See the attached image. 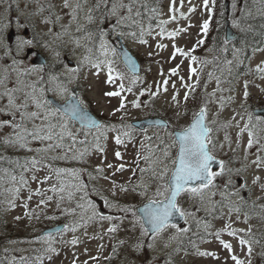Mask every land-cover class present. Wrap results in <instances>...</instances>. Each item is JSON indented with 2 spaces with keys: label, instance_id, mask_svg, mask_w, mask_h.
<instances>
[{
  "label": "rangeland",
  "instance_id": "obj_1",
  "mask_svg": "<svg viewBox=\"0 0 264 264\" xmlns=\"http://www.w3.org/2000/svg\"><path fill=\"white\" fill-rule=\"evenodd\" d=\"M217 1L222 0H214V3L210 0L209 8L212 10L211 13L204 8L203 0H183V6H181V0H175L174 12L170 10L173 7V0H162L161 7L157 9V13L151 21L148 19L150 13H145L141 19V24L145 29V35L142 38L147 43H140L139 35L137 38L128 35L122 37L124 43L141 62L142 69L138 75H133L125 67L121 60V54L113 42V39L117 38V35L112 33L114 20L100 25L104 31L110 33L106 39L116 49L117 54L114 57L116 61L115 67L119 72L125 74L123 83L126 88L131 87L132 91L121 93L124 98L125 108L120 112H115L120 107L121 97H107L104 93L118 90L117 86L105 83V72H101L99 77H97L93 74L95 70L90 66L87 64L82 66L75 81L68 85L70 94L72 93L71 87L77 85L79 87V98L85 102V105L102 117L106 121L105 125H115L116 130H100L103 134L100 141L103 151L100 152L95 148L94 137L98 133L93 129L92 133L88 135V140L92 141V144L89 145L90 150L84 161H57L56 166L80 169V182L87 186L88 200L94 203L100 215L113 217V219L100 220L97 217L90 220L89 217L93 214L91 208H87L86 205L87 210L85 211L76 207L77 203L83 202L80 201L79 194L72 201L65 200L61 204L60 209L56 207V198L49 201L46 207L41 205L38 208L37 204L42 197L33 196L31 200H28L29 192L25 189L19 193V198L15 200L16 206L10 207L7 201L12 198V195L4 191L10 185L5 183L0 187V248L7 251V255L12 262L13 258L18 262L20 257L23 256L29 258V264H37L35 256L39 253L34 250L44 247L38 238L42 235H47L43 234L45 229L62 224L76 226V231L73 233L60 230L62 235L59 236L55 235L57 232L51 233L57 241L53 245L57 250V254H52L50 260L45 256L42 264H72L74 254L77 258V264H84L85 261H87V264H234L231 260V255L233 254L247 262L248 257L245 256L246 248L241 251L237 239L227 234L225 226L228 223H231L235 229H247L251 226L254 234H263L262 232H264V209L259 207L264 205V191L261 190V184H264V168H257L251 164V161L255 160L257 155L264 156V151L258 152L257 148L259 145H256L248 149L246 153L248 133L245 132L242 137H238L239 128L235 126L238 122L240 127H243L247 122V115L241 109L242 104L253 114V117L258 116L255 114V108L264 106V78H261V75L256 71L258 66L264 67V41L262 46L259 47L260 51L251 53L249 70L245 69V71L237 72L240 66H235L236 71L231 69V75H229L228 69L232 67L226 61L232 60L234 56L229 57V59H225L227 57L225 56V63L219 64L216 58L217 52H208L210 38L215 32V28L212 25L215 21V3ZM244 1L230 0L229 18L232 21V25H234V22L238 24L237 27L233 26L238 31L240 28L237 17ZM52 2L57 5L56 11L60 12L59 5L62 0H52ZM94 3L95 0H89V4ZM148 3L150 6V0H148ZM233 3L236 5L235 8H233ZM256 4L253 12L259 13L258 10L264 8V5ZM36 7L35 3H29L28 0H4L3 3H0V17L8 15L13 24H15L17 18L22 22H27L31 19L32 23L28 24V27L24 30V35H35L37 41H51L53 37L45 36L44 33L47 32L48 27L53 26H44L40 23L39 17L32 16ZM193 7L195 11H190V8ZM5 9L8 10L7 13ZM181 13H183V18ZM44 15H47V12ZM96 15L99 23L100 14L97 13ZM173 15H175L176 19L164 25L166 32L178 29H184V31H180L175 38H168L166 34L161 37L158 34L160 28L157 25L161 20L169 21ZM205 20H209V28L206 34L201 30ZM61 23L67 24L68 17H65ZM33 24L35 27H33ZM149 24L151 25V34H147ZM95 27L96 25L89 26V28ZM59 28L60 25H55L54 30L59 31ZM135 30L139 33V29ZM125 31L127 32L128 30L125 29ZM70 32L74 36L82 35L75 32L74 24ZM14 34L9 39L10 43L15 40L17 35L15 28ZM70 39L69 36H64L62 38L64 46L58 48V50L61 51V59H63L64 64L69 68H74L77 67V61L87 53L84 47L74 48ZM199 40H203V44H198ZM57 44H60V41H57ZM81 44L93 46L83 39ZM158 44L166 45V47L158 48ZM173 45L183 49L185 52H190L191 55L197 57V62L192 63L189 57L179 54L176 55L175 59H171L174 51ZM98 47L99 42L97 40L93 49L94 56L99 55ZM233 47L235 48L236 46ZM34 49L40 51L48 59V63L45 65L46 71L64 72L63 65L58 64L55 68H51L54 63L51 54L40 47L39 44ZM193 49L194 51H192ZM221 53L226 55L227 52L221 51ZM34 58V54L27 56L25 63L32 62ZM205 60L211 61V63L202 64L201 61ZM177 65H179V75L176 77L170 76V69L177 67ZM190 65L199 72L200 86L195 92L196 99L189 97L185 101L186 89L183 84L192 83L196 79L195 76L191 80L189 79ZM201 69L202 71H200ZM209 72L213 74L211 80H209L207 75ZM217 76L221 77L220 88L222 91H216L217 83L215 77ZM179 77L184 78L183 83ZM164 79L169 80L167 92L161 89L159 94L153 97L151 92L156 91V85L162 83ZM132 80L136 81L135 84L131 83ZM245 83L248 85L247 91L249 93L246 101L244 99ZM173 84H175V88H173ZM214 91L216 92L215 96L209 95ZM141 92L144 95H140ZM173 95H176L177 102L172 100ZM49 96L64 102L52 92L48 93V98ZM228 97L233 98L231 102H228ZM134 100L141 102L140 108L132 106L131 102ZM222 102L223 107L221 106ZM201 106H206L208 125L214 129L212 137L215 147L212 149V153L224 161L226 168L231 170V178L234 182L233 188L242 189L246 182L248 187L252 189L250 194L247 191H241V195L245 197L248 203L241 206L239 218L234 212L230 215L228 207H222L219 204H217L216 210L209 214L204 210L211 207L209 203H205L200 211H195L199 201L193 200L185 193H181L178 198L180 205L188 211H194L195 215L187 217V223H185L184 219L183 224H176L181 228H189L190 231L186 235H180L177 239H172L175 234V229L172 228H169L154 240L151 236L147 238L140 237L139 227L133 226L134 217L132 212H128L125 215L120 209L124 207L137 209L139 205L148 202L150 198H154V193L160 181L151 170L143 173L140 171V169H149L150 167L143 157H150L152 161H163L164 164H168L171 167V159L175 158L176 148H169L172 143V137L169 133L177 128L187 126L191 121L192 112L198 110ZM113 112H115L114 115L112 114ZM177 113L181 115L177 117ZM185 113L187 114L185 115ZM237 113H241L244 118L241 119V115H237ZM149 116H158L169 120L168 127H165V125H153L140 129L132 124L134 120ZM233 116L236 117L235 120L232 119ZM7 118L5 115L0 114V119ZM121 118H123L122 121ZM213 120L216 121L215 124L212 123ZM122 122L125 127L121 126ZM225 124H231V127L225 128ZM75 130L79 131V124L76 125ZM10 131L11 129L7 127L0 129V137L7 135ZM253 131L258 135L260 144L264 145V126H258ZM125 132L129 133L131 138L124 136L123 133ZM117 135L121 136L124 143L120 145L115 143ZM225 135L230 138L231 145H229V141L225 140ZM103 137H106V139ZM148 137H152V139L149 140ZM80 138L83 139L82 136ZM238 139L241 144L239 150H237ZM220 145H223V147H220ZM165 150L169 152L167 159L164 156ZM117 151L121 153V159H117L115 156ZM0 154L10 158H22L26 155H32L22 150L6 148L3 145H0ZM138 154L140 158L137 166L134 161L137 160ZM246 155L247 159H245ZM108 164H112L113 167L108 168ZM121 164L124 165V170L116 171V168ZM98 166L104 169L103 175L97 174L95 171ZM161 166L152 164L151 168H155L158 171ZM4 167L11 166L5 162ZM237 169H243V171L237 175ZM218 170L219 168L214 171ZM134 172L135 174H133ZM89 173H91V176ZM45 174L46 171L36 173L38 179H42ZM27 175L30 177L31 173ZM105 176L108 178L105 179ZM228 176L229 173L226 172L223 177H217L215 180L217 189L223 188ZM255 176L260 177V183L254 185L252 180ZM67 179L72 180V177L69 176ZM54 182L55 180L53 179L49 184ZM114 185L117 187H114ZM48 186V184L40 185L30 180L32 190L38 187L47 188ZM118 186H124L128 191L122 192ZM133 188H135V191H132ZM47 195H52V193L49 192ZM105 199L107 203H105ZM220 199L219 194L212 197V200L217 202ZM231 200L236 202L238 197L233 196ZM253 202H255V207H253ZM24 203H27V209L23 207ZM71 209L75 211H64ZM29 211L32 213L31 218L25 215ZM244 212L250 213V219L247 223L244 222ZM37 216H39V219L36 218ZM137 216H139L138 213ZM17 217H20V219H16ZM45 217L54 218L46 219ZM196 221H200L199 226H197ZM205 224L209 225V227L205 228ZM113 226L117 230L108 232L107 230ZM218 231L221 232V240L232 244V253L224 249L219 240L215 238L214 234ZM206 233H212L213 235L206 236V242H203L200 237L205 236ZM73 236L78 237L80 240V243L75 246L60 242L70 241ZM190 239L200 251L212 252L215 253V256L196 255V248L189 244ZM138 240H143L144 242V247L139 253L133 250V245ZM28 241L34 242L29 243ZM149 243L154 244V247L149 249L147 247ZM114 248L115 252L113 251ZM176 249L179 250L177 251ZM259 253V245H253L252 264H255ZM91 257H98V261L92 260Z\"/></svg>",
  "mask_w": 264,
  "mask_h": 264
},
{
  "label": "snow or ice",
  "instance_id": "obj_2",
  "mask_svg": "<svg viewBox=\"0 0 264 264\" xmlns=\"http://www.w3.org/2000/svg\"><path fill=\"white\" fill-rule=\"evenodd\" d=\"M4 0H0L3 3ZM29 3H35L36 9L32 13L33 17H39L40 23L44 26L52 25L53 27H48L47 32L44 33L45 36H51L53 39L51 41H37L35 35L25 36L24 30L28 27L29 23H32L31 19L27 22H22L19 18L16 19L15 24H13L11 18L8 15L0 17V114L8 117L7 119H0V129L9 128L11 131L0 137V145L6 148H13L16 150H22L26 153H31L32 155H26L24 157L10 158L3 154H0V187L5 183L9 184L10 187L4 189V191L11 193L12 198L7 201L10 207H15V200L19 198V193L23 190H27L29 195L28 200H31L33 196L42 197L37 204L39 208L41 205L47 206L49 201L56 198V207L60 209L61 204L65 201H72L77 194L80 196V201L82 203H77L76 207L81 210H87V208L92 209V216L89 219L99 218L113 219V217H105L99 214L96 210L94 203L88 200V190L87 186L80 182L81 170L77 168H67L56 166L57 161H79L83 162L86 155L89 153V145L92 141L88 140V135L92 133L95 129L98 135L94 137L95 148L102 152L103 147L101 146V138L103 134L101 129L106 131H115V125H105L100 123L98 120L94 119L89 115L87 106L85 102L74 97L69 92L68 85H71L77 78L80 68L87 64L92 69H94V75L99 77L101 72L106 73L105 83L110 85H116V91L105 92L104 95L107 97H121L120 107L115 110V112H120L125 108L124 98L121 93L124 91L131 92V87H125L123 83L125 79V74L119 72L115 67L116 49L111 46L110 41L106 39L110 33L104 31L100 25L105 24L108 21H113L112 33H115L118 37H125L126 35L133 38H137L139 35L140 43H147L142 37L145 35V29L141 24V19L144 17L145 13H150L148 15L149 21L154 18L157 13V9L149 6L148 0H95L94 4H89V0H62L59 5L60 12L56 11L57 5L52 2V0H28ZM256 3L264 5V0H254ZM210 0H203L204 8L211 13V8H209ZM214 3V0H212ZM175 0H173V7L170 9L173 12ZM181 6H183V0H181ZM235 3H233V8H235ZM19 7V5H17ZM7 9L5 12L7 13ZM190 11H195V8H190ZM259 14L264 16V8H261ZM47 12V15L44 13ZM63 13V15H61ZM97 13L100 14L99 23L97 22ZM247 15H251L250 12ZM65 17H68V23H61ZM183 18V13H181ZM211 16L209 17L210 20ZM176 17L173 15L169 21L161 20L157 25L160 28L158 33L161 37L167 35L168 38H175L180 31L184 29H178L172 32H166L164 25ZM209 20H205L202 24V32L205 34L209 28ZM83 21V22H81ZM73 24L75 25V32L81 33L80 36H74L70 29ZM55 25H60L59 31H55ZM90 25H96L95 28H89ZM234 27L238 24L234 22ZM33 27L35 25L33 24ZM264 27V26H262ZM15 28L16 37L11 43L9 42L8 33ZM125 29L128 31L126 32ZM139 29V33L135 30ZM248 30H251V25L248 26ZM243 31V29H241ZM147 34H151V25L147 30ZM64 36H69L70 42L74 48L84 47L86 55H84L80 60L77 61V67L69 68L64 64L63 59H61V51L58 48L63 47ZM87 40L93 46L90 47L87 44L82 45L81 40ZM99 42V55H93V49L96 41ZM60 41V44H57ZM198 44H203V40H199ZM225 45L229 44V40L225 39L223 41ZM39 44L45 51L51 54V58L54 63L51 68H55L58 64L64 66V72L58 73L51 70L46 71V66H37L34 62L25 63L27 59V49L34 48ZM158 48H164L166 45L158 44ZM173 53L171 59H175L176 55L189 57L192 63L197 62V57L191 55L190 52H185L183 49L173 45ZM261 49L253 47V52L260 51ZM194 51V49L192 50ZM221 51L227 52L228 48L225 47ZM244 48H234L232 54L237 64L243 63L241 57L244 55ZM121 60L123 61L125 67L129 72H136V63L133 58L126 52L122 53ZM202 64L211 63V61H201ZM228 65H232V60H227ZM191 80L193 76L196 79L192 83H184L183 87L186 89L184 100L187 101L189 97L196 99L195 92L200 86L199 72L195 67L189 66ZM202 71V69L200 70ZM256 71L264 78V67H257ZM229 75H231V68L228 69ZM163 75V73H161ZM170 76L176 77L179 75V65L170 69ZM209 80L213 78V74L209 72ZM63 77V78H62ZM183 83V77H179ZM217 83L216 91H222L220 88L221 77H215ZM119 81V83H117ZM135 80L131 83L135 84ZM169 80L164 79L162 83L156 85V91L151 92L153 97L157 96L161 89L164 92L168 90ZM47 85V87H46ZM175 88V84L172 85ZM206 87V85H205ZM244 99L248 98L247 83L244 85ZM52 92L54 95L58 96L64 102L61 104H56L48 98V93ZM216 92L209 94L215 96ZM140 95H144L143 92ZM232 97H228V102L232 101ZM172 100L177 102L176 95L172 96ZM134 108H140L141 102L134 100L131 102ZM223 107V102L222 105ZM241 109L243 113L247 115V122L243 127H240L239 123L235 125L239 128L238 137H242L245 132L248 133V141L246 146V153L248 149L253 146L259 145L257 148L258 152L264 151V145L260 144V139L258 135L253 131L258 126H264V117L256 116L245 108L242 104ZM115 112L112 114L114 115ZM187 113H185L186 115ZM181 114L177 113V117ZM241 115V113H237ZM207 108L206 106L199 107L198 110L192 112L190 123L179 129L173 130L169 133L172 137V143L169 148H176L175 158L171 159V167L168 164H164L163 161H152L150 157H143L145 162L149 164V169H140L143 173L144 171L151 170L156 178L160 181L156 191L154 193V198H150L147 204L142 208L132 209L129 207L121 208L120 211L127 215L128 212H132L134 217V227H139L140 237L147 238L151 236L154 240L156 237L165 233L169 228L175 229V234L172 239H177L180 235H186L190 229L178 227L176 223L173 222L176 216L185 219L187 223V217L194 216V211H188L184 209L179 201L178 197L181 193L189 195L193 200H198L199 204L195 207V211H200L205 203L211 205L210 208L204 209L209 214L216 210L217 204L220 206H226L229 209V214L236 213L237 217L241 213V206L247 204L248 201L241 191H247L249 194L252 189L248 187L247 183L242 186V189L233 188V180L231 178V170L227 169L224 161H219L218 171H214L213 167L216 165V158L212 154V149L215 147L213 143L212 133L214 129L209 127L207 122ZM244 116L241 115V119ZM236 119L235 116L232 118ZM123 118H121V121ZM213 124L216 123L215 120L212 121ZM79 124V131L75 130L76 125ZM122 127L123 122L121 123ZM168 127V125H165ZM225 128L231 127V124H225ZM124 136L130 135L129 133H123ZM83 137L81 139L80 137ZM106 139V137H103ZM149 140L152 137H148ZM159 139V137H157ZM225 140L229 141L231 145L230 138L225 135ZM115 143L120 145L124 143L120 135L115 137ZM223 147V145H220ZM241 147L240 140H237V150ZM62 150V151H58ZM117 159H121V153L117 151L115 153ZM165 158L169 157L168 150H165ZM139 154L138 158L134 163L139 164ZM247 159V155L245 156ZM7 163L11 167H4V163ZM152 164L162 165L159 167L158 171L155 168H151ZM252 165L257 168H264V156L257 155L255 160L251 161ZM108 168H112V164L107 165ZM124 165L121 164L116 168V171H123ZM40 171H46L45 176L42 179H38L36 173ZM97 174L103 175L104 169L102 167H97L95 169ZM243 169H237L236 174L239 175ZM229 173L227 182L223 185L222 189H217L215 180L217 177H223L225 173ZM31 173L29 177L27 174ZM135 174V172L133 173ZM91 176V173H89ZM72 177V180H68L67 177ZM105 179L108 177L105 176ZM55 180L54 183L49 184L50 181ZM30 180L36 182L40 185L48 184L47 188H37L32 190L30 187ZM260 183V177L255 176L252 180V184ZM114 187H117L114 185ZM120 191H128L124 186H118ZM261 190L264 191V184H261ZM95 191V189H93ZM135 191V188L132 189ZM51 192L52 195H47ZM146 194V193H142ZM217 194L221 197L220 201L212 200ZM236 196L238 200L233 202L231 197ZM102 199H104L102 197ZM105 203L107 200L105 199ZM87 205V208H86ZM255 202H253V207H255ZM23 207L27 209V203H24ZM264 209V205L259 206ZM65 212H74V209L64 210ZM140 213L137 216V213ZM26 216L31 218L32 213L26 212ZM229 215V218H230ZM39 219V216L36 217ZM46 219H53L54 217H45ZM16 219H20L17 217ZM250 219V213L244 212V222ZM197 226H199L200 221H196ZM209 225L205 224V228ZM117 229L115 226L110 227L108 232H115ZM63 232H75L76 226L64 225ZM225 231L231 237L237 239L241 251L246 248L245 256L248 257L247 262L240 259L236 255H231V260L234 264H252L251 256L253 253V245H258L261 243V238H257L253 233V229L249 226L247 229H235L232 227L231 223L225 226ZM56 236L62 235L61 231H57ZM213 235L212 233H206L205 236H201L200 239L206 242V236ZM215 238L219 240L220 244L229 253L233 252V246L230 243L220 239L221 232H216ZM39 241L44 245L42 249H35L37 256L35 260L37 264H42V260L45 256L50 260L52 254H57L56 248L53 246L57 243L55 236L48 233L46 236L42 235L38 238ZM32 243L34 241H28ZM62 243L75 246L80 243L78 237L73 236L70 241H60ZM123 243V242H121ZM189 244L196 248L195 243L190 239ZM167 246V245H166ZM103 247V246H101ZM144 247L143 240H138L136 244L133 245V250L139 253ZM149 249L154 247V244L149 243L147 245ZM177 251L179 249H176ZM115 252V248L113 249ZM196 255L199 256H215V253L200 251L196 248ZM264 256V252L261 253ZM218 259V257H216ZM92 260L98 261V257H91ZM13 264H29V258L21 256L19 261L16 262L13 258ZM72 264H77V258L75 257ZM87 264V261L84 262Z\"/></svg>",
  "mask_w": 264,
  "mask_h": 264
},
{
  "label": "trees",
  "instance_id": "obj_3",
  "mask_svg": "<svg viewBox=\"0 0 264 264\" xmlns=\"http://www.w3.org/2000/svg\"><path fill=\"white\" fill-rule=\"evenodd\" d=\"M162 0H150V7L158 9L161 7ZM260 4V3H258ZM254 5H257L253 0H245L239 10V14L237 17V22L239 23V35L237 39L232 42H229L228 45L223 43L224 41V31H225V22L229 18V14L227 13V8L225 4V0L217 1L215 3V21L212 26L215 28V32H213L212 37L210 38L209 42V49L211 51L217 52V59L219 64H223L224 57L227 56L225 59H229V57L233 56L232 50L235 48H244L245 52L244 55L241 57L243 63L237 64L236 60L233 58V64L231 65V69L234 71L235 66H240L241 70L245 71L248 69V58L251 56L253 52V47L259 48L263 44L264 40V16H261L258 12H253ZM252 11V12H251ZM250 12L251 15H247ZM251 25V30H248V26ZM212 28V27H211ZM243 29V31H241ZM227 47L228 51L226 55L221 53L223 47ZM231 52L229 55H227ZM236 71V69H235ZM263 234H255L257 238H261ZM260 248V253L257 256V260L255 264H264V256L261 255L264 252V238H261V243L258 244ZM0 264H13V262L9 259L7 255V251L0 248Z\"/></svg>",
  "mask_w": 264,
  "mask_h": 264
},
{
  "label": "water",
  "instance_id": "obj_4",
  "mask_svg": "<svg viewBox=\"0 0 264 264\" xmlns=\"http://www.w3.org/2000/svg\"><path fill=\"white\" fill-rule=\"evenodd\" d=\"M226 3L228 5L229 1H227ZM14 35L15 34H14V28H13L9 32L8 37L12 38ZM226 37H227L228 40H233V39L238 37V33L232 27V25H231L229 20H227V22H226ZM117 40L119 41V45H117L118 51L121 53V55H122V53L126 52L128 55H130L133 58V60L136 63V72L133 73V74H139L140 71H141V63H140L139 58L125 45V43L123 42L122 37H117ZM33 50L34 49H32V48L28 49L27 56H29L32 53ZM33 62L35 64L44 66L46 64L47 60L44 57V55L41 52L38 51L36 53L35 58L33 59ZM71 90L74 93V94H72V96L79 98V96H78V87L77 86H73L71 88ZM49 99L52 100L56 104L63 103V102L59 101L58 99H56V98H54L52 96H49ZM87 110H88L89 115H91L94 119H96L100 123H102V120L91 109L87 108ZM256 113L257 114H264V108L263 109H257ZM133 124L135 126L139 127V128H145L146 126H149V125H164V124H167V123L161 117H148V118H144V119L135 120V121H133ZM219 161L220 160L216 158V162L217 163H216V165H214L213 169H217L218 168ZM146 204H147V202L142 204V205H140L138 208L142 209ZM183 220L184 219L180 218L179 216H176L174 218L173 222L182 223ZM63 227H64V224L59 225V226H54V227H51V228H47V229L44 230L43 234L54 233V232L60 231V230L63 229Z\"/></svg>",
  "mask_w": 264,
  "mask_h": 264
}]
</instances>
